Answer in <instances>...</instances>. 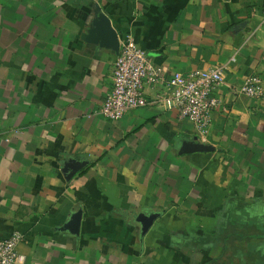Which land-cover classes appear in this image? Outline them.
Instances as JSON below:
<instances>
[{
    "label": "crops",
    "instance_id": "1",
    "mask_svg": "<svg viewBox=\"0 0 264 264\" xmlns=\"http://www.w3.org/2000/svg\"><path fill=\"white\" fill-rule=\"evenodd\" d=\"M262 8L0 0V239L23 235L16 264H264V98L232 91L264 82ZM102 14L169 76L224 67L206 137L164 88L119 121L99 114L118 56Z\"/></svg>",
    "mask_w": 264,
    "mask_h": 264
},
{
    "label": "built area",
    "instance_id": "2",
    "mask_svg": "<svg viewBox=\"0 0 264 264\" xmlns=\"http://www.w3.org/2000/svg\"><path fill=\"white\" fill-rule=\"evenodd\" d=\"M260 26H264V8L260 12ZM226 84L224 67L196 69L189 73L167 75L164 67L155 65L144 49L132 38L120 43L112 73V88L102 104L99 114L109 121L121 120L127 113L148 103L146 88H164V96L171 100L181 120L189 121L199 136L206 137L214 112L221 99L216 95ZM235 95L252 99L264 98V82L258 75L247 77ZM23 240L19 232L0 239V264H16V247Z\"/></svg>",
    "mask_w": 264,
    "mask_h": 264
},
{
    "label": "water",
    "instance_id": "3",
    "mask_svg": "<svg viewBox=\"0 0 264 264\" xmlns=\"http://www.w3.org/2000/svg\"><path fill=\"white\" fill-rule=\"evenodd\" d=\"M100 20V25H97V27H101L103 31V35L107 36V38L109 39V41L111 43H113V46L117 49V51L119 52V48H120V43L118 40V36L116 31H114V29L111 26L110 20L105 16V15H100L99 17ZM193 149L195 151H209L212 150L210 146L208 145H204V144H200L197 143L195 145H193ZM80 221H81V213H77L72 217V223L70 225H68V227L71 230H78L79 225H80Z\"/></svg>",
    "mask_w": 264,
    "mask_h": 264
}]
</instances>
